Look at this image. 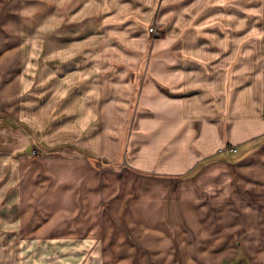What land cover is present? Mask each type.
<instances>
[{"label": "crops", "instance_id": "obj_1", "mask_svg": "<svg viewBox=\"0 0 264 264\" xmlns=\"http://www.w3.org/2000/svg\"><path fill=\"white\" fill-rule=\"evenodd\" d=\"M15 1L16 7L0 0L1 110H15L14 102L28 87L22 78H35L33 68L28 71L26 65L34 58L20 53L21 44H28L24 37L31 36L22 34L21 20L23 14H32L28 8L38 0ZM88 1L74 0L69 5L66 18L76 17L78 23L75 28L65 25L58 45L50 42L45 48V59L60 61L58 68L46 63L43 74L44 107L60 111L58 131L69 138L78 136L74 144L79 150L88 149L86 159L93 169L102 157L158 176L162 183L188 188L191 192L174 194L159 212L169 215L178 229L180 216L189 217L195 235L203 238V258L211 259L207 264H260V253L264 254V36L250 37L248 42L240 36H159L156 67L116 68L111 62L120 47L127 45L129 50L121 53L126 59H131V48H138L136 55L142 56L146 33L131 36L129 0H91V11ZM136 1L145 8L142 14L135 7L141 20L159 23L165 0ZM102 4L108 10L100 17ZM86 13L97 17L88 18ZM114 34L120 37L115 40ZM69 43L75 53L63 50ZM88 44L92 53L83 47ZM52 49L60 51L53 54ZM227 172L235 179L221 180ZM234 188L239 189L235 201L222 198L229 197L230 191L214 192ZM99 246L98 242L93 254ZM81 247L83 243L74 251L81 252Z\"/></svg>", "mask_w": 264, "mask_h": 264}, {"label": "rangeland", "instance_id": "obj_2", "mask_svg": "<svg viewBox=\"0 0 264 264\" xmlns=\"http://www.w3.org/2000/svg\"><path fill=\"white\" fill-rule=\"evenodd\" d=\"M129 1L131 36L146 33V47L142 56L136 55L138 48H131V59H126L121 53L129 50L127 45L116 46L120 54L111 67H156L159 36H240L244 42L264 36V0H165L159 23L141 20L135 7L142 14L145 8L136 0ZM10 2L15 7L18 4L15 0L6 3ZM71 4L74 0H51L46 5L38 0L28 8L32 14L22 16V34L31 36L24 37L28 44H21L20 53L34 58L26 65L28 71H35V81L22 78L28 87L14 102L17 108L0 109V264H207L211 259L203 258V238L195 235L189 217L180 216L182 227L178 229L169 215L159 212L161 204L170 203L174 194L191 192L188 188L162 183L158 176L144 175L102 157L93 169L86 159L88 149L79 150L74 144L78 136L69 138L58 131L62 122L58 108H45L44 69L46 63L53 68L60 63L45 59V48L50 42L58 45L67 26L75 28L78 23L76 17L66 18ZM107 10L102 4L100 17ZM91 15L96 19V13L85 16ZM151 26L154 31H149ZM65 47L66 53L76 52L70 43ZM83 47L92 51V44ZM59 51L53 50V54ZM222 175L221 180L235 179L233 173ZM227 191L231 195L223 199L237 200L239 189L214 190ZM98 242L99 251L93 254ZM80 243L84 247L77 253L75 246ZM260 256V264H264V254Z\"/></svg>", "mask_w": 264, "mask_h": 264}, {"label": "built area", "instance_id": "obj_3", "mask_svg": "<svg viewBox=\"0 0 264 264\" xmlns=\"http://www.w3.org/2000/svg\"><path fill=\"white\" fill-rule=\"evenodd\" d=\"M149 31H153V27L152 26L149 28ZM236 264H244V263L243 262H237Z\"/></svg>", "mask_w": 264, "mask_h": 264}, {"label": "bare ground", "instance_id": "obj_4", "mask_svg": "<svg viewBox=\"0 0 264 264\" xmlns=\"http://www.w3.org/2000/svg\"><path fill=\"white\" fill-rule=\"evenodd\" d=\"M235 8V7H234Z\"/></svg>", "mask_w": 264, "mask_h": 264}]
</instances>
